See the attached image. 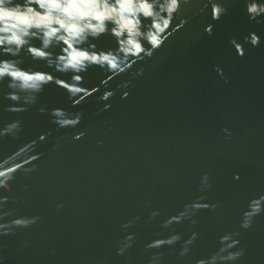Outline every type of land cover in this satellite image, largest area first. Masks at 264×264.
Listing matches in <instances>:
<instances>
[{"label": "water", "instance_id": "95a60500", "mask_svg": "<svg viewBox=\"0 0 264 264\" xmlns=\"http://www.w3.org/2000/svg\"><path fill=\"white\" fill-rule=\"evenodd\" d=\"M218 2L227 9L219 20H212L207 0L182 3L169 31L181 20L186 23L150 58L107 81V87L101 83L111 75L106 70L92 67L81 73L82 86L98 91L75 107L72 99L78 97L70 99L49 84L34 104L24 105L26 111L9 112L8 81L0 83V128L21 121L18 138L0 137V161L21 148L17 163L38 154L26 165L35 163L34 171H17L10 191L0 190L8 198L3 210L12 213L0 223L39 217L30 227L0 235V264H149L154 253H162L157 264H197L217 252L220 237L234 233L239 243L232 251L243 248L244 254L231 264H264V211L249 228H241L249 202L264 196V22L248 18L244 0ZM209 24L211 36L204 32ZM250 32L260 37L258 47L244 42ZM230 38L242 44V57ZM33 43L39 47L38 40ZM90 43L97 51L117 46L111 35ZM50 51L56 55L60 48ZM22 56L21 67L70 81L71 73ZM124 82H130L127 88L118 87ZM108 90L114 96L99 102ZM105 103L110 107L101 111ZM41 107L44 113L38 112ZM54 108L82 113L80 123L59 128L51 122ZM205 174L210 187L201 192ZM193 202L210 206L191 215L195 224L181 219L161 227ZM174 233L179 242L146 249ZM192 233L197 236L189 252L179 255ZM128 236L130 247L118 255Z\"/></svg>", "mask_w": 264, "mask_h": 264}, {"label": "clouds", "instance_id": "9594fccd", "mask_svg": "<svg viewBox=\"0 0 264 264\" xmlns=\"http://www.w3.org/2000/svg\"><path fill=\"white\" fill-rule=\"evenodd\" d=\"M189 3V0H0V83L7 80L10 90L4 94V99L13 102L6 110L9 112L26 111L27 107L36 102L37 96L49 84H55L68 93L72 99V107L83 102L87 97L94 95L98 89L93 87L87 89L82 85L85 83L81 73L87 72L89 68L99 67L111 75L102 85L107 87V81L114 76L125 72L132 63L144 58H150L154 51L163 46L168 37L178 28L182 27L185 20L175 28H171L175 15L179 12L181 4ZM245 11L250 20L257 24L264 21V0H244ZM210 6L212 20H219L227 9L218 0H207L205 7ZM144 21H150L145 23ZM213 26L211 24L204 28V32L211 36ZM103 35H111L115 38L116 48L107 51H97L96 46L90 40H97ZM40 42L37 47L33 41ZM245 43L258 47L260 37L250 32L243 38ZM145 43L148 47H145ZM229 43L233 46L236 54L244 55L243 46L235 38H230ZM60 48L59 54L54 55L50 49ZM27 55L33 61H44L46 66L61 74L71 73L70 81L59 79L50 72L28 70L21 65L24 63L22 56ZM222 75V69L214 68ZM142 70L135 75H141ZM223 78V77H222ZM227 83V80H225ZM130 82H124L118 87L127 88ZM114 90L104 91L97 100L108 101L114 96ZM128 93H122L121 98H126ZM110 107L105 103L101 111ZM41 107L38 112L44 113ZM52 123L59 128L75 127L80 123L82 113H68L61 108H54L49 113ZM21 131V121L13 120L0 128V137L12 136L18 138ZM84 133H79L73 139H80ZM41 135L39 140H44ZM34 143V142H33ZM102 144V141H97ZM56 146L53 145V148ZM24 151L21 148L13 157H6L0 161V190L10 191L11 181L17 171L25 174L35 170L36 165L26 167L29 163L38 159L37 155H31L22 163L15 162V156ZM234 179H239L235 174ZM208 176L202 177L199 191L204 192L210 187L207 183ZM203 200L204 197H200ZM8 198L0 196V220L10 216V210L4 211L3 206ZM208 204L193 202L185 205L184 210L176 217H170L161 225L168 228L173 223H179L181 219H189L191 224L197 221L191 219L196 211L209 208ZM215 208L216 205H211ZM191 209V211H189ZM264 211V196L254 198L249 202L248 209L243 213L241 228L247 229L251 226L253 218ZM157 215L153 212L151 216ZM139 219V217H137ZM39 217L16 218L7 223H0V235H8L14 228H27L36 223ZM129 224L122 227L127 228ZM238 235L225 234L220 237V247L216 253L206 260H198L197 264H231L244 254V249L236 251L232 249L239 241L232 239ZM197 234L192 235L183 242L179 255H186L194 242ZM181 239L178 233L171 234L163 239H156L145 245L146 249H158L163 246H172ZM131 236L125 237L121 247L117 249L118 255H123L130 247ZM162 253H154L150 257L149 264H157ZM2 259V257H0Z\"/></svg>", "mask_w": 264, "mask_h": 264}]
</instances>
